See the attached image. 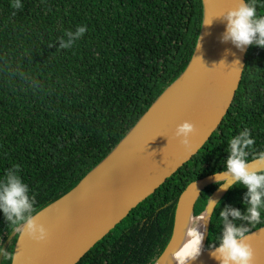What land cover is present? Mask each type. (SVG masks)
I'll return each instance as SVG.
<instances>
[{
	"label": "trees",
	"instance_id": "obj_1",
	"mask_svg": "<svg viewBox=\"0 0 264 264\" xmlns=\"http://www.w3.org/2000/svg\"><path fill=\"white\" fill-rule=\"evenodd\" d=\"M14 2L0 0V179L11 170L28 186L32 210L25 216L31 217L101 162L183 73L201 31L203 3L19 0L16 8ZM79 26L85 32L61 47ZM244 128L254 139L245 149L250 161L264 151V48L257 45L247 47L232 103L208 140L76 264H154L171 237L181 192L225 170L229 140ZM217 187L201 191L194 215ZM245 193L233 186L218 201L206 248L218 246L222 209L245 211ZM228 219L248 232L264 226ZM23 223L13 226L0 213V247ZM17 235L5 247L11 254Z\"/></svg>",
	"mask_w": 264,
	"mask_h": 264
},
{
	"label": "water",
	"instance_id": "obj_2",
	"mask_svg": "<svg viewBox=\"0 0 264 264\" xmlns=\"http://www.w3.org/2000/svg\"><path fill=\"white\" fill-rule=\"evenodd\" d=\"M241 2L202 0L201 31L183 73L101 162L68 192L31 216L44 227L43 240L30 235L25 222L19 227L10 264H76L203 146L222 121L242 78L248 46L237 49L221 39L226 30L224 13ZM184 121L193 125L186 144L176 136L177 125ZM248 167L264 170V158L248 161ZM218 175H226V171L194 180L181 192L171 237L154 264H166L186 231L188 218L202 213L200 252L187 264H219L213 255L216 247L205 245L214 205L228 190L230 175L228 183L210 195L204 210L194 215L201 191ZM15 232L4 242V249ZM246 241L253 252L252 264H264V226L246 233Z\"/></svg>",
	"mask_w": 264,
	"mask_h": 264
},
{
	"label": "clouds",
	"instance_id": "obj_3",
	"mask_svg": "<svg viewBox=\"0 0 264 264\" xmlns=\"http://www.w3.org/2000/svg\"><path fill=\"white\" fill-rule=\"evenodd\" d=\"M14 7L19 8V0H15ZM264 6V5H261ZM226 20L225 32L222 40L230 41L237 49L244 46L257 45L264 48V14H258L256 0H243L235 8L229 9L223 16ZM210 23V22H209ZM84 26H79L75 33H69L70 39L61 41L60 46L67 48L71 45V37H80L85 32ZM193 132V125L184 121L176 127V136L181 138L182 143H187V138ZM254 144V139L250 138L248 128H244L238 135L229 140L228 156L223 162L226 175H218L214 183L222 186L228 183V175L232 177L228 187L242 186L246 188L245 211L241 212L237 208L225 207L219 213V222L223 223L222 234L219 238L218 246L213 255L219 260V264H252L253 252L246 241L248 227L238 226L228 218L248 221L249 225H257L264 222V170H255L248 167L245 151L247 147ZM258 158H264V151L256 154ZM14 167H19L14 166ZM28 186L21 181L18 175L9 170L3 179H0V213L6 220L11 221L15 226L18 221H24L27 232L34 238L43 240L46 236L42 225L36 224L30 216H25L26 212H31L32 203L29 199ZM218 205H214L217 207ZM203 214V213H202ZM197 219H203V215ZM197 219L192 221V226L188 231L189 242L176 253L178 264H187V261L194 259L200 252L202 233L196 228ZM20 231L19 228L16 229ZM0 256L7 262L12 258V254L0 247Z\"/></svg>",
	"mask_w": 264,
	"mask_h": 264
},
{
	"label": "bare ground",
	"instance_id": "obj_4",
	"mask_svg": "<svg viewBox=\"0 0 264 264\" xmlns=\"http://www.w3.org/2000/svg\"><path fill=\"white\" fill-rule=\"evenodd\" d=\"M198 187V186H197ZM193 190V189H192ZM190 216V214H189ZM198 217H189L188 220H187V223H186V226H185V232H183L181 238H180V241H179V244L177 245L176 249L174 250V253H173V256L170 257L166 264H178V260L176 259V253L179 252L182 247L187 243L189 242V237H188V231L190 229V227L192 226V221L194 219H197ZM201 223H202V219H197V223H196V228L197 230L201 233Z\"/></svg>",
	"mask_w": 264,
	"mask_h": 264
},
{
	"label": "flooded vegetation",
	"instance_id": "obj_5",
	"mask_svg": "<svg viewBox=\"0 0 264 264\" xmlns=\"http://www.w3.org/2000/svg\"><path fill=\"white\" fill-rule=\"evenodd\" d=\"M256 3H257V10L260 12V14H264V6H261L264 5V0H257Z\"/></svg>",
	"mask_w": 264,
	"mask_h": 264
}]
</instances>
